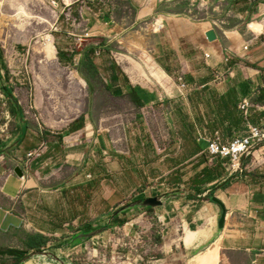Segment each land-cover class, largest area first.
Here are the masks:
<instances>
[{
  "label": "crops",
  "instance_id": "obj_1",
  "mask_svg": "<svg viewBox=\"0 0 264 264\" xmlns=\"http://www.w3.org/2000/svg\"><path fill=\"white\" fill-rule=\"evenodd\" d=\"M128 1L142 3L137 20L154 15L156 24L162 21L160 24L166 26L155 50L157 63L146 54V72L152 82L163 88L168 84L167 72L184 73L192 86L189 130L184 135L195 147L185 162L191 163L194 170L173 169L175 180L179 181L173 185L176 193L169 190L155 195L164 197V205L144 212L151 214L154 222L152 229L144 226L142 233L152 230L147 240L153 239V247L158 251L150 257L144 254L140 264H264V154L261 155L264 144L243 156L239 166L233 168L227 158L211 161L208 154L210 140L216 132L228 143L245 136L248 124L264 125V0ZM95 20L98 21L94 22L91 34L107 35L111 15L104 13ZM212 28L219 34L215 41L207 36ZM91 47L98 53L110 49L106 42H94ZM2 49L0 90L9 104L14 129L12 139L0 142V148L8 149L18 138L15 148L0 157V254L12 250L20 258V253L24 256L35 253L29 251L27 244L29 237L37 236L50 240L46 251L60 245L57 253H51L55 258L38 256L20 264H74L70 255L80 245L64 246L82 230L97 227L98 221L106 217L107 203L109 211L113 210L112 140L97 128L90 112L69 126L45 125V128L40 123L31 124L24 112L23 99L12 91L17 99L13 102L2 91L3 84L13 89ZM227 52L229 60H226ZM206 53L211 56L207 57ZM82 58L79 64L74 58L68 62L76 64L84 76L80 67ZM134 62L125 58L113 64L111 78L118 83L121 78H129L133 68L124 69L121 63ZM85 73L89 76L88 71ZM99 74L100 70L95 78ZM132 93L142 97L146 104L159 100L156 92L142 85L134 86ZM244 99L251 103L248 114L240 108ZM56 135L59 139L50 142L49 149L30 159L29 164L27 153L38 149L47 136ZM53 155L76 168L73 176L56 183L54 189L41 176H35L40 175L45 158ZM16 167L23 170L24 178L15 174ZM101 183L106 190L103 195L97 189ZM98 199L105 204V210L99 214L95 208ZM223 208L226 217L220 228ZM129 226L135 227L128 223L127 233L129 230L134 233ZM69 229L80 232L69 235ZM12 238L15 245L5 246L7 239ZM9 258L14 261L13 257ZM124 260L123 264H131L133 255H125Z\"/></svg>",
  "mask_w": 264,
  "mask_h": 264
},
{
  "label": "rangeland",
  "instance_id": "obj_2",
  "mask_svg": "<svg viewBox=\"0 0 264 264\" xmlns=\"http://www.w3.org/2000/svg\"><path fill=\"white\" fill-rule=\"evenodd\" d=\"M88 1L0 0V48H3L2 58L10 70L13 92L23 99L24 112L31 124L69 126L90 112L97 128L112 140L115 153L113 210L109 211L107 203L106 217L98 221L93 230L109 222L110 226L105 234L71 252L70 259L74 264H123L126 262L124 256L132 254L134 260L130 263L136 264L140 254L144 257L157 255L153 239L147 240L152 230L142 233L144 226L152 229L153 216L144 215L148 208L130 209L120 215L121 221L125 222L121 225L113 215L138 200L169 190L176 193L173 185L179 181L175 180L174 168L188 172L194 170L191 163H185L195 152L191 140L184 135L190 123L189 92H183L180 87V77H184V73L167 72L169 80L163 88L152 82L146 72V54L156 62L155 50L166 27L164 23L160 24L162 21L156 24L154 15L137 20L142 3L134 0L132 3L128 0ZM104 13L110 14L112 20L106 27L107 35L95 37L91 34L94 22L98 21L95 17L99 19ZM94 42H106L110 49L92 53L100 74L89 82L76 64H79L84 49ZM60 51L64 53L63 62L58 56ZM71 54L76 64L68 62ZM125 58H132L135 62L121 63V66L124 69L131 67L133 72L118 83L111 78L112 67ZM119 69L122 71L121 67ZM136 85L156 92L159 100L139 105L132 96ZM8 110L9 104L0 90L1 143L13 136L14 121ZM54 139L58 140V135L46 137V150ZM12 142L8 149L5 146L0 148V157L15 148V142ZM3 148L5 150L1 151ZM45 159L40 175L35 176H41L52 189L56 183L76 172L72 163H63L60 157L53 155ZM97 189L102 195L106 191L102 183ZM95 208L99 214L105 210V204L98 199ZM128 223L135 226H129L134 233L131 230L127 233ZM67 232L74 235L80 231L69 229ZM180 234L183 236L182 231ZM165 239L170 241V238ZM6 242L5 246L15 245L13 238ZM59 247L55 245L50 252L57 253ZM0 264L15 262L1 255Z\"/></svg>",
  "mask_w": 264,
  "mask_h": 264
},
{
  "label": "built area",
  "instance_id": "obj_3",
  "mask_svg": "<svg viewBox=\"0 0 264 264\" xmlns=\"http://www.w3.org/2000/svg\"><path fill=\"white\" fill-rule=\"evenodd\" d=\"M207 57H210V53H206ZM230 54L227 52L226 60H229ZM181 80V90L183 92H189L192 86L184 79L183 76L180 77ZM251 103L249 100L244 99L240 108L245 114H248V109ZM264 144V125L263 126H253L247 125V133L243 137H236L228 143H224L219 132L211 138L209 146V156L210 160L214 161L216 158H227L231 164V167H238L240 159L252 153L256 146ZM47 145L43 142L40 147L36 150H32L27 153L28 163L30 164V159L39 157L43 154L44 149ZM144 261V256L142 254L137 256L135 260L136 264ZM133 264V263H131Z\"/></svg>",
  "mask_w": 264,
  "mask_h": 264
},
{
  "label": "trees",
  "instance_id": "obj_4",
  "mask_svg": "<svg viewBox=\"0 0 264 264\" xmlns=\"http://www.w3.org/2000/svg\"><path fill=\"white\" fill-rule=\"evenodd\" d=\"M94 52H95V50H94L93 47H91V46L86 47L84 52H83L84 54H83V58H82V61H81V64H80L82 72L84 73L83 77L86 78L89 82H92L93 78H95L98 75V73H99V69L97 68V64L95 63L94 58H93V54H92ZM63 55H64V53L60 51L59 55H58L59 59H60V62H63V59H64ZM72 59H73V55L71 54V56L69 58V61L72 60ZM87 71L89 73V76L85 73ZM2 91L5 93L6 97H9L13 102L17 101V99L13 95V92H12L13 89L12 88H10L7 85L3 84ZM132 94H133V97H134L135 101L139 105H145L146 104V101L143 100L142 97L137 96L135 93H132ZM115 220H118L121 225H125V222L121 221V217L120 216H117L115 218ZM91 231H93V228L82 230V232H87V233H89ZM49 242H50V240H48L46 238H41V237H37V236H36V238L35 237H29L27 247H28L29 251H31V252L32 251H34V252H43V251H46L45 250L46 248H48ZM0 255L13 257L15 264H19L24 258H26V256L28 254H26L24 256L23 254L20 253V255L22 257L17 258V252L9 250V251H5V252L1 253Z\"/></svg>",
  "mask_w": 264,
  "mask_h": 264
},
{
  "label": "water",
  "instance_id": "obj_5",
  "mask_svg": "<svg viewBox=\"0 0 264 264\" xmlns=\"http://www.w3.org/2000/svg\"><path fill=\"white\" fill-rule=\"evenodd\" d=\"M207 36L208 39L210 41H215L219 38V34L216 28H212L207 32ZM15 174L19 177V178H24V172L20 167H16L14 170ZM213 201L220 204L221 202L217 199V198H213ZM165 203L164 197H150V198H146V199H142V200H138L128 206H125L123 208H121L120 210H118L114 215H113V219L116 218L117 216H120L122 213L127 212L130 209H134V208H139V207H144V208H158L163 206ZM223 207V206H222ZM226 217V212L223 208L220 220H219V227L223 228L224 225V220ZM110 226V222L108 223V225L100 227V229L97 230H93L89 233L87 232H82L81 234L75 236L71 242L64 246V247H73V246H78V245H82L83 243H86L87 241L94 239L98 236H101L103 234L106 233V231L108 230V227ZM61 248V249H64ZM52 252L50 251H43V252H35L32 253L30 256H28L24 261L27 262L32 258L38 257V256H45L48 255L51 258H55V256L53 254H51ZM66 264V263H64Z\"/></svg>",
  "mask_w": 264,
  "mask_h": 264
}]
</instances>
